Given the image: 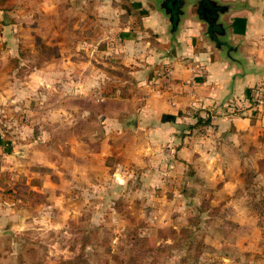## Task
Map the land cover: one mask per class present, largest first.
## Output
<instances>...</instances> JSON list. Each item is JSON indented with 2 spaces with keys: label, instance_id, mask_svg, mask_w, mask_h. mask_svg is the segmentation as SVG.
Wrapping results in <instances>:
<instances>
[{
  "label": "rangeland",
  "instance_id": "1",
  "mask_svg": "<svg viewBox=\"0 0 264 264\" xmlns=\"http://www.w3.org/2000/svg\"><path fill=\"white\" fill-rule=\"evenodd\" d=\"M11 3L0 2L10 11L0 22V264H264V83L226 105L260 114L250 130L202 126L201 166L164 171L155 160L159 178L137 182L124 149L133 137L119 126L104 135L100 95L114 83L84 86L90 70L99 83L128 74L91 49L105 45L93 14ZM119 165L131 173L123 184Z\"/></svg>",
  "mask_w": 264,
  "mask_h": 264
},
{
  "label": "crops",
  "instance_id": "2",
  "mask_svg": "<svg viewBox=\"0 0 264 264\" xmlns=\"http://www.w3.org/2000/svg\"><path fill=\"white\" fill-rule=\"evenodd\" d=\"M28 1L42 12L71 6L74 15L87 6L94 17V35L100 38L96 43H105L91 49L119 57L128 74L112 76V81L105 76L99 83L90 70L84 86L114 83L113 93H100L104 135L109 126H119L118 133L133 137L132 146L124 149L141 168L137 182L145 175L159 178L155 160L164 171L177 165L185 170L201 166L207 158L204 147L210 143L200 127L238 134L250 130L251 120L260 115L232 114L226 105L243 100L249 89L264 83V0H184L175 22L164 0ZM9 13L0 8V22ZM105 142L113 150L118 143L109 138ZM124 142L129 144L127 138ZM120 167L111 173L123 184L131 173Z\"/></svg>",
  "mask_w": 264,
  "mask_h": 264
},
{
  "label": "trees",
  "instance_id": "3",
  "mask_svg": "<svg viewBox=\"0 0 264 264\" xmlns=\"http://www.w3.org/2000/svg\"><path fill=\"white\" fill-rule=\"evenodd\" d=\"M183 3H184V0H164V6L163 7L169 12L172 21H174V22L176 21V18L179 15V12L181 11V6L183 5ZM200 11L201 10L198 9V13H201ZM174 22H173V24H175ZM211 29L212 28H210V31H212ZM136 241L138 243H139V241H142L141 243L146 244V243H148V238H144V239L136 238ZM140 245L142 246V244H140ZM146 251H147V248H143V249L139 250V252H144V253H146Z\"/></svg>",
  "mask_w": 264,
  "mask_h": 264
},
{
  "label": "water",
  "instance_id": "4",
  "mask_svg": "<svg viewBox=\"0 0 264 264\" xmlns=\"http://www.w3.org/2000/svg\"><path fill=\"white\" fill-rule=\"evenodd\" d=\"M201 4H202V1L199 2V6H201Z\"/></svg>",
  "mask_w": 264,
  "mask_h": 264
}]
</instances>
